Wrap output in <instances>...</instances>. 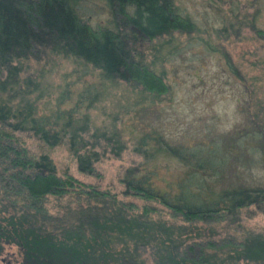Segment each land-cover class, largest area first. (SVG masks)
<instances>
[{
    "label": "trees",
    "instance_id": "obj_1",
    "mask_svg": "<svg viewBox=\"0 0 264 264\" xmlns=\"http://www.w3.org/2000/svg\"><path fill=\"white\" fill-rule=\"evenodd\" d=\"M206 1L219 13L217 36L247 27L264 50V0ZM100 14L104 21H91ZM197 30L175 0H0V256L14 246L12 264H264V225L253 230L241 221L250 208L264 213V54L251 53L257 72L250 74L209 47L232 78L239 119L191 146L145 124L131 148L142 162L123 169L120 195L57 174L47 154L26 144L65 143L77 172L97 176V162L126 148L115 117L91 127L87 110L104 83L160 100L169 91L164 70H156L161 51L176 52L178 37ZM57 57L82 66L77 79L87 66L97 70L98 82L75 89L65 81L51 97L43 65ZM159 157L183 170L162 180Z\"/></svg>",
    "mask_w": 264,
    "mask_h": 264
},
{
    "label": "rangeland",
    "instance_id": "obj_2",
    "mask_svg": "<svg viewBox=\"0 0 264 264\" xmlns=\"http://www.w3.org/2000/svg\"><path fill=\"white\" fill-rule=\"evenodd\" d=\"M176 4L187 13L195 22L198 30L189 35L181 34L177 51L170 48L161 51L162 59L157 62L156 70L161 68L165 72V81L169 91L155 100L152 104L148 98L132 92L122 82L115 84L104 83L103 94L92 108L87 110L91 127L108 126L112 118L116 119V127L122 131V138L126 148L118 158L105 156L95 164L97 176H89L77 172L74 160L61 144L48 148L31 139H26L29 149L35 153L47 154L56 168L57 174L66 171L76 179L92 184L100 189L109 188L119 194L122 185L118 181L123 169L142 162V157L134 153L132 136L138 135L147 129L145 124H160L163 133L172 140L191 146L201 140H207V133H220L230 128L238 119L235 110L234 95L229 82L232 81L229 73L223 68L222 58L218 52L210 51L209 47H215L223 54L228 55L230 61L242 72L251 73L249 61L256 56L264 54V50L251 40L252 33L247 27H242L239 35L230 33L229 37H219L214 29L221 26L219 13L206 0H175ZM100 3L97 2V5ZM218 6V3H215ZM225 10L228 4H221ZM252 9L249 8L248 12ZM264 15V12L261 14ZM106 15L92 16L91 21H104ZM103 23V22H101ZM190 40V44L187 42ZM206 43L208 45H206ZM149 59V56L148 58ZM34 68L42 67V64L30 62ZM49 70L44 77L47 87L53 97L65 81L74 82L73 87L79 88L84 83L98 82V71L87 66L85 74L77 79L82 66L75 64L71 59L61 57L43 65ZM51 98L43 97L38 101L39 109H44V101ZM159 168L158 177L168 181L178 176L183 168L174 160L159 157L156 161ZM120 195V194H119ZM124 200L132 201L137 205L141 201L135 197H124ZM48 202L51 210L53 200ZM163 211V216L167 215ZM248 213H241L242 223L245 228L261 230L264 225V213L261 210L250 208ZM217 238V237H215ZM0 256V264H12L18 258L17 248L7 247ZM150 259L147 252L143 255ZM8 260V261H7Z\"/></svg>",
    "mask_w": 264,
    "mask_h": 264
}]
</instances>
